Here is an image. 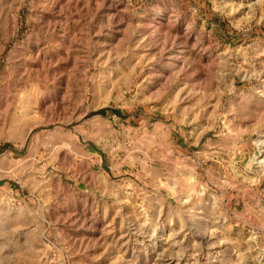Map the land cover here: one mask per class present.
Here are the masks:
<instances>
[{
	"label": "rangeland",
	"instance_id": "1",
	"mask_svg": "<svg viewBox=\"0 0 264 264\" xmlns=\"http://www.w3.org/2000/svg\"><path fill=\"white\" fill-rule=\"evenodd\" d=\"M54 1L0 0V264H264V0Z\"/></svg>",
	"mask_w": 264,
	"mask_h": 264
},
{
	"label": "crops",
	"instance_id": "2",
	"mask_svg": "<svg viewBox=\"0 0 264 264\" xmlns=\"http://www.w3.org/2000/svg\"><path fill=\"white\" fill-rule=\"evenodd\" d=\"M50 3L53 0H48ZM74 0H55L53 3H56L55 6H53V9L56 11L61 10V12H66L69 10V7H65L63 3L70 2ZM61 3L60 6L57 5V3ZM86 2L90 3L89 6L87 5L86 8H83L84 6L79 7V9L84 10L86 9V13L90 12L92 19V13L95 10V4L96 7L99 8L102 4L108 3V0H82L81 3ZM77 3H80L77 1ZM60 8V9H59ZM48 9H52L48 8ZM102 14L104 13V7H101ZM108 11V5L105 7V12ZM133 105V104H131ZM134 107V106H132ZM134 109L133 111L130 109L125 108L123 109H114V115H117L118 119H122L123 122V131H124V139L126 144H134V148L136 151V148L139 144L142 142L145 143L148 156L144 158V161L140 160L138 161V164L136 165L133 163V171L135 174H137L138 177H150L155 178L157 174L159 173V169L164 170L165 166H158V160H157V125L155 122L152 121V111L149 110L148 113H140L137 109ZM126 122V123H125ZM133 122V123H132ZM141 133V134H140ZM118 137H122L121 131L118 132ZM126 150V149H125ZM126 165H129V163L125 162L122 164V167L126 168ZM126 172V171H125ZM124 173V172H123Z\"/></svg>",
	"mask_w": 264,
	"mask_h": 264
},
{
	"label": "trees",
	"instance_id": "3",
	"mask_svg": "<svg viewBox=\"0 0 264 264\" xmlns=\"http://www.w3.org/2000/svg\"><path fill=\"white\" fill-rule=\"evenodd\" d=\"M106 107H103V108H101L99 111H97L98 113H105L106 112Z\"/></svg>",
	"mask_w": 264,
	"mask_h": 264
},
{
	"label": "bare ground",
	"instance_id": "4",
	"mask_svg": "<svg viewBox=\"0 0 264 264\" xmlns=\"http://www.w3.org/2000/svg\"><path fill=\"white\" fill-rule=\"evenodd\" d=\"M263 141V140H262ZM261 142V141H260ZM263 144V143H262ZM259 160V159H258ZM261 161H263V159H261Z\"/></svg>",
	"mask_w": 264,
	"mask_h": 264
}]
</instances>
